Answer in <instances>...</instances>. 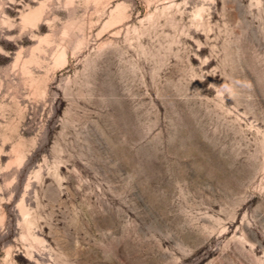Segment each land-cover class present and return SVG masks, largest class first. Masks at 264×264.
Instances as JSON below:
<instances>
[{"label": "rangeland", "instance_id": "1", "mask_svg": "<svg viewBox=\"0 0 264 264\" xmlns=\"http://www.w3.org/2000/svg\"><path fill=\"white\" fill-rule=\"evenodd\" d=\"M0 264H264V0H0Z\"/></svg>", "mask_w": 264, "mask_h": 264}]
</instances>
